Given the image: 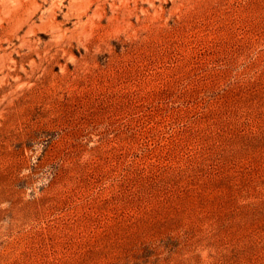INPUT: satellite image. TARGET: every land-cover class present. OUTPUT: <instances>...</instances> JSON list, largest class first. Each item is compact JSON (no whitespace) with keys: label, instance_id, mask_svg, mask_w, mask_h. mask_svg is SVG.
I'll return each mask as SVG.
<instances>
[{"label":"rangeland","instance_id":"rangeland-1","mask_svg":"<svg viewBox=\"0 0 264 264\" xmlns=\"http://www.w3.org/2000/svg\"><path fill=\"white\" fill-rule=\"evenodd\" d=\"M0 264H264V0H0Z\"/></svg>","mask_w":264,"mask_h":264}]
</instances>
